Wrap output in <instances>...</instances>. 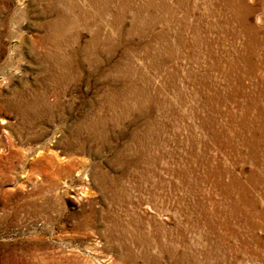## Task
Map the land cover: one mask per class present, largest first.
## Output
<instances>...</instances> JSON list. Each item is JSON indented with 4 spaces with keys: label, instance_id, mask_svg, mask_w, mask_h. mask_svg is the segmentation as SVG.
<instances>
[{
    "label": "rangeland",
    "instance_id": "obj_1",
    "mask_svg": "<svg viewBox=\"0 0 264 264\" xmlns=\"http://www.w3.org/2000/svg\"><path fill=\"white\" fill-rule=\"evenodd\" d=\"M0 264H264V0H0Z\"/></svg>",
    "mask_w": 264,
    "mask_h": 264
},
{
    "label": "bare ground",
    "instance_id": "obj_2",
    "mask_svg": "<svg viewBox=\"0 0 264 264\" xmlns=\"http://www.w3.org/2000/svg\"><path fill=\"white\" fill-rule=\"evenodd\" d=\"M11 258V257H10ZM14 259V258H13ZM13 262V261H12ZM19 262V261H18ZM15 263H16V261H15Z\"/></svg>",
    "mask_w": 264,
    "mask_h": 264
}]
</instances>
